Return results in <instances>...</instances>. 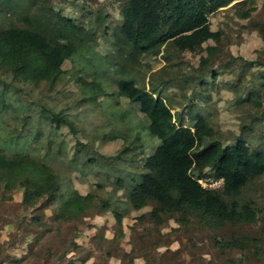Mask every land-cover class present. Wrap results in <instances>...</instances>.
<instances>
[{
	"label": "rangeland",
	"instance_id": "obj_1",
	"mask_svg": "<svg viewBox=\"0 0 264 264\" xmlns=\"http://www.w3.org/2000/svg\"><path fill=\"white\" fill-rule=\"evenodd\" d=\"M12 1L10 9L34 11L28 0ZM43 1L88 27L92 40L74 62L64 63L66 75L54 88L0 71V93L16 101L2 116L1 134L23 137L21 141L40 156L48 152V163L57 151L69 158L81 147L96 159L110 158H105V165L120 164L117 154L125 146L132 148L136 139L131 120L142 119L135 103L116 95L115 84L121 76L111 69L105 73L107 58L116 50L113 29L122 21L120 0ZM239 1L209 15L211 29L223 34L220 42L209 40L204 46L215 44L217 55L156 49L160 54L139 58L136 79L146 89L156 86L155 95L169 105L176 124L192 127L200 115L223 145L243 141L253 150H264V40L257 31L264 20V0ZM238 9L249 10L250 16L240 18ZM212 71L218 72L215 80L210 79ZM203 76L207 83L200 82ZM86 90L102 93L94 96ZM110 104H115L117 118L106 111ZM44 109L70 117L76 131L44 117L45 121L36 122L42 112L49 118L54 115ZM127 112L130 123L121 118ZM24 117L26 125H22ZM114 135L121 137L113 139ZM156 144L155 138L146 137L138 145L127 164V177L139 179L137 169L144 170L145 158ZM81 160L82 155L78 171L66 172L68 182L82 194L95 190L97 181L104 184L97 193L121 215V222L111 210L101 212V208L88 209L74 219H56L51 207H42L44 198L39 199V207L29 208L21 202L22 188L6 189L0 184V264H264V175L252 179L232 198L240 208L252 210V221L209 225L191 215L182 221L178 213L155 214L157 205L152 202L135 209L123 190L113 191L114 178H105L107 165L83 168ZM198 182L217 188L222 178L211 176ZM232 240H239L243 247L221 245Z\"/></svg>",
	"mask_w": 264,
	"mask_h": 264
},
{
	"label": "trees",
	"instance_id": "obj_2",
	"mask_svg": "<svg viewBox=\"0 0 264 264\" xmlns=\"http://www.w3.org/2000/svg\"><path fill=\"white\" fill-rule=\"evenodd\" d=\"M232 1L120 0L122 21L113 29L116 50L107 58L105 73L111 69L112 74L121 76L115 84L116 95L135 103L142 116L140 120H131L130 128L136 133V139L132 148L125 146L117 154L116 160L120 164L109 162L106 166L105 156L96 159L93 153L88 149L83 151L81 147L69 158L57 151L55 158L48 163V152L40 156L21 141L23 137L13 133L2 135V116L16 105L12 96L2 91L0 184L6 189L22 188L21 202L29 208L39 207V199L44 198L42 207H51L56 219H74L88 209L101 208V212L111 210L121 222V215L97 193L104 189V184L97 181L95 190L82 194L68 182L66 172L78 171L80 166L76 164L82 155L83 168L106 166V180L110 176L115 180L113 191L123 190L137 210L152 202L157 205L153 210L155 214L158 211L178 213L182 221H188L189 215L209 225L252 221L255 218L252 210L240 208L232 198L252 179L264 175V150H253L243 141L223 145L205 117L200 115L195 117L192 127L176 124L169 105L160 95H155L156 86L152 85L150 89L140 86L135 73L140 68L139 58L160 54L156 49H162L163 53L168 50L179 53L203 50L210 58L217 55L219 50L215 44L204 46L209 40L220 42L223 34L211 29L209 15L223 10ZM12 4V0H0V71L23 82L54 88L66 75L64 63L74 62L77 54L85 52L92 40L91 32L76 18L64 15L62 8L55 10L43 0H28V6L34 7L33 12L10 9ZM237 12L242 19L251 13L243 9ZM257 31L264 40V20ZM212 72L210 79L215 80L218 72ZM203 77L200 82L207 83V77ZM86 91L94 96L97 92L102 93L101 90ZM114 105L107 106L106 111L117 118L120 114L114 110ZM44 112L54 115L49 118L42 112L36 122L55 121L76 131L70 117L47 109ZM121 116L130 121L128 112ZM26 123L27 118H22V125ZM120 137L114 135L112 138ZM146 137L155 138L157 144L145 158L144 170L137 169L140 177L135 180L126 176L127 164L132 162L135 149L146 142ZM57 163L59 166L55 167ZM111 163L117 168L113 170ZM211 176L222 178L223 184L207 188L198 182ZM221 245L243 247L239 240Z\"/></svg>",
	"mask_w": 264,
	"mask_h": 264
},
{
	"label": "built area",
	"instance_id": "obj_3",
	"mask_svg": "<svg viewBox=\"0 0 264 264\" xmlns=\"http://www.w3.org/2000/svg\"><path fill=\"white\" fill-rule=\"evenodd\" d=\"M221 184H223V179H222V183ZM210 188H213V187H210Z\"/></svg>",
	"mask_w": 264,
	"mask_h": 264
}]
</instances>
